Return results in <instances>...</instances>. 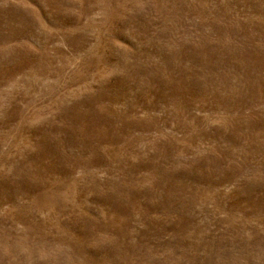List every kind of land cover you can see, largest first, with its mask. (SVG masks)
Listing matches in <instances>:
<instances>
[{
  "label": "rangeland",
  "instance_id": "1",
  "mask_svg": "<svg viewBox=\"0 0 264 264\" xmlns=\"http://www.w3.org/2000/svg\"><path fill=\"white\" fill-rule=\"evenodd\" d=\"M0 264H264V0H0Z\"/></svg>",
  "mask_w": 264,
  "mask_h": 264
}]
</instances>
